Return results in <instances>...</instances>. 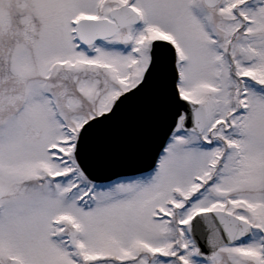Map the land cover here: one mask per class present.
I'll return each instance as SVG.
<instances>
[{
  "label": "snow or ice",
  "instance_id": "6c2138e0",
  "mask_svg": "<svg viewBox=\"0 0 264 264\" xmlns=\"http://www.w3.org/2000/svg\"><path fill=\"white\" fill-rule=\"evenodd\" d=\"M0 264H264V0H0Z\"/></svg>",
  "mask_w": 264,
  "mask_h": 264
}]
</instances>
